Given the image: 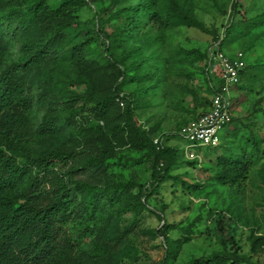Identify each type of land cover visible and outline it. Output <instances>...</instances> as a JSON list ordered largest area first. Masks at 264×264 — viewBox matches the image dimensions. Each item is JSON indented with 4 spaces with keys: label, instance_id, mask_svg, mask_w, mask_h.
Masks as SVG:
<instances>
[{
    "label": "rangeland",
    "instance_id": "1",
    "mask_svg": "<svg viewBox=\"0 0 264 264\" xmlns=\"http://www.w3.org/2000/svg\"><path fill=\"white\" fill-rule=\"evenodd\" d=\"M36 1L0 0V5L2 13H6L20 3L25 10ZM166 1L156 0L162 19L166 16ZM192 1L194 15L207 32L173 28L166 33L164 43L158 44L155 38L160 22L143 18L142 33L134 31L109 48L102 34H111L120 22L115 17L117 11L128 6H146V0L120 5L113 0L91 3L76 10V23L63 30L60 46L51 50L56 61L28 72L32 99L29 153L36 156L54 149L72 152L75 160L69 165V182L98 190L87 206L84 196L76 195L78 204L64 229L76 247L79 264H194L215 257L230 264L224 258L234 253L245 257V264H264V252L253 254L250 241L252 234L264 238V115L256 112L264 110V23L251 30L244 25L264 12V0ZM62 2L49 0V5L56 8ZM98 19L103 22L101 26ZM16 28V23L4 22L0 26L8 44L0 73L18 62L23 37ZM227 29L233 33L227 34ZM215 47L229 55L243 51L247 56L249 69L242 89L233 93L235 99L242 101L234 109L238 122L222 131L221 138H227L222 139L219 149H198L202 162L188 166L180 151L184 153L189 143L173 136L206 109L218 80L209 73L208 65L195 61L183 50L204 53ZM73 52L79 54L87 79L77 69ZM127 56L129 70L133 72L132 64L143 60L140 74H147L151 80L141 88L132 82L122 87L124 92L135 95L134 121L148 129L153 138H160L164 148L177 150L170 177L155 189L151 186L152 160L148 151L134 148L126 135L115 130L122 111L118 107L113 106L104 128L111 137L117 135L114 157L105 170L83 168L86 160L100 155L104 148L94 134L98 123L91 112L92 105L84 107L82 122L93 132L80 140L71 136L64 121L67 107L77 106L75 96H86L88 89L96 98L113 92L116 84L111 65ZM43 90L47 97L41 100ZM77 101L82 106L83 101ZM49 107L56 110L58 127L43 134L40 125ZM221 155H245L253 163L244 192L238 193L236 187L222 186L216 181L217 158ZM164 224L177 226L166 235L172 240L185 236L181 228L190 229L189 240L175 259H166Z\"/></svg>",
    "mask_w": 264,
    "mask_h": 264
},
{
    "label": "trees",
    "instance_id": "2",
    "mask_svg": "<svg viewBox=\"0 0 264 264\" xmlns=\"http://www.w3.org/2000/svg\"><path fill=\"white\" fill-rule=\"evenodd\" d=\"M102 0H63L56 8L49 5V0H37L34 4L27 5L24 10L22 3L15 6L9 12L2 13L0 5V26L4 22L10 25L17 24L18 31L23 37L20 56L17 64L0 73V264H79L76 257V247L72 240L64 232L70 223L72 211L78 204L77 194H82L85 204L89 198L98 193L96 188L84 184L69 182V165L75 160L72 152L60 149L47 150L36 156L29 153L28 147L32 134V126L29 113L32 107V99L29 95L30 84L27 81L28 72L32 68L42 69L56 61V56L51 50L57 49L63 40V30L74 25L77 21L76 10L87 8L91 3H99ZM131 0H113L120 5ZM156 0H146V6H128L116 13L120 21L111 34H102L106 38L108 48L112 43H121L134 31L142 33L143 18L152 22H160L158 35L155 41L163 44L166 33L178 27H188L207 32V28L200 22L193 12L192 0H167L165 2V17L162 19L157 11ZM264 23V12L256 19L244 22L246 29H253ZM103 22L98 19V25ZM232 34V29L226 30ZM85 47L86 44H82ZM220 48V47H219ZM220 50H222L220 48ZM8 51V44L0 30V68ZM187 56L193 57L197 62H204L209 66L208 52L201 53L198 50H183ZM79 54L73 52L72 58L75 65L81 71V76L88 78L87 70L81 66ZM126 59L114 61L111 68L115 86L111 94L103 98H96L91 89L86 96H75L83 101L73 100L76 108L68 106V114L64 117L66 125L71 129V136L80 140L87 133L93 132L82 122L84 107L92 105L91 112L95 115L97 126L94 134L102 141L104 148L101 154L89 158L83 163L84 169H103L113 159L115 139L105 132V125L111 115L113 106L118 107L121 113L118 115L120 124L115 128L121 136L126 135L129 143L138 150H147L152 160L151 186L158 188L170 177L172 158L177 153L173 148H160L154 144L153 136L148 129L137 126L134 121V97L122 90L126 82L136 83L138 88L143 87L151 80L149 76L141 75L140 68L144 61H135L133 72ZM249 66L241 73L240 83L232 88L234 93L242 89V81L248 72ZM90 88V87H89ZM217 92L216 88L212 96ZM211 96V97H212ZM47 97L43 90L39 99ZM211 97L207 107L197 117H200L211 104ZM233 113L236 106L242 104L241 100L232 98ZM123 103V106H121ZM75 109V110H74ZM264 115V110H256ZM191 120V121H193ZM189 121V122H191ZM188 122V123H189ZM238 122L233 116L227 129ZM184 124L178 132L186 126ZM58 127V117L55 108L49 107L42 118L40 131L43 134L53 132ZM175 134L177 139L181 138ZM221 144L212 148L219 149ZM185 158L184 153L180 151ZM187 161L188 166H197L200 163ZM253 163L245 155L233 157L221 155L217 158V172L215 179L218 184L228 187H236L238 193L244 192ZM176 179V178H175ZM140 195L143 193L140 190ZM149 196H146V198ZM167 249L166 259H175L182 247L189 240L190 229L181 228L185 235L179 240H172L166 235L177 229L175 225L164 224ZM251 252L258 254L264 252V238L252 234L250 236ZM100 253L103 250L98 248ZM230 264H245L247 259L238 256L237 253L224 258ZM194 264H223L215 258L201 260Z\"/></svg>",
    "mask_w": 264,
    "mask_h": 264
},
{
    "label": "built area",
    "instance_id": "3",
    "mask_svg": "<svg viewBox=\"0 0 264 264\" xmlns=\"http://www.w3.org/2000/svg\"><path fill=\"white\" fill-rule=\"evenodd\" d=\"M208 62L209 73L218 80L217 92L211 97L207 111L178 132L189 143L184 149L185 158L199 163L202 162V157L196 152L198 149L216 148L221 144V133L231 124L234 116L232 88L240 83L241 73L248 65L243 51L229 55L219 47L208 52ZM161 143L160 138L154 139L158 149Z\"/></svg>",
    "mask_w": 264,
    "mask_h": 264
}]
</instances>
